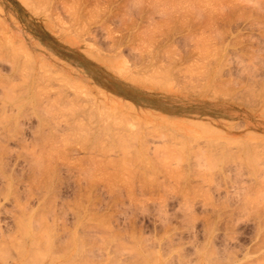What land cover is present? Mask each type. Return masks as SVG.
Listing matches in <instances>:
<instances>
[{
  "label": "rangeland",
  "instance_id": "rangeland-1",
  "mask_svg": "<svg viewBox=\"0 0 264 264\" xmlns=\"http://www.w3.org/2000/svg\"><path fill=\"white\" fill-rule=\"evenodd\" d=\"M22 1L0 0V35L4 37L6 33V39L9 42L12 39V45L7 41L9 46L15 47L14 43H20L16 44V51H23L18 49L19 45H23L28 50H25L27 53L31 52L26 56L21 52L19 58L17 56L19 62L22 63L24 57L30 66L33 62L36 66H33V70V67L30 69L27 66L26 70L23 69L30 76L27 78L28 76H24L23 66L20 71H16L8 60H0V245L3 246L0 248V264H32L29 254L23 255L19 250L15 251L18 248L16 243H12L17 238L22 239L23 232L21 235V230L17 233L21 216L27 220L29 218L27 223L32 224L34 231L50 230V234H55L51 237L53 240L56 238L51 251L53 256L48 255L47 259L43 258L37 264H60L61 261L64 264L57 256L60 257V250L63 251L72 244L71 249L75 250L71 251V255L75 258L77 256L76 260L86 257L92 264H139L143 260V263L150 264L147 262H152L153 259L155 261L152 263L158 262L157 264L264 263L259 260H264V9H261L264 8V0H219V3L215 0H207L209 3L201 0L200 4H196V1L193 4V0H48V3L45 0L49 5L44 0H26L32 7L35 4L33 10H30L32 7L28 4L27 7L25 0ZM36 2L37 5L43 3L46 6L41 5L40 8L39 5L36 6ZM211 2L214 3L213 6ZM220 4V9L225 14L218 9ZM43 7L45 8L42 9ZM2 37V43L9 47ZM7 47L5 48L8 49ZM10 48L11 51L14 50ZM8 51L5 52L11 54ZM3 53L2 55L6 54ZM97 55L106 61L98 59L100 57ZM17 59L14 61L16 64ZM199 62L202 64H198ZM187 63L191 66L188 69H193L192 73L186 68ZM203 66L205 67L202 68ZM86 67H93V77L88 74ZM117 68L120 70L119 75L115 71ZM198 69L203 72L201 75L200 71L197 72ZM205 73L207 74L204 75ZM149 74H153V77ZM157 75H164L159 78L160 87L158 82H152ZM134 76L140 77L143 82H134ZM21 78L24 81L29 79L27 84ZM69 78L72 83H69ZM148 79L149 82L146 83ZM105 82L110 85L118 82L134 90L141 101L117 94L104 86ZM35 83L43 88L36 87ZM25 87H28L26 91ZM98 87L108 93L106 98ZM35 88H38L39 94L34 91ZM215 88L218 89L216 92ZM46 89L50 95L46 94ZM61 89L67 91L65 94L61 91L62 98L68 92L72 94L75 89L78 91L75 90L77 93H74L77 101L84 103V107L88 106L90 110L89 112L84 108L88 111L84 114L87 115V121L82 112L79 115L83 116L81 122L77 121L79 116L76 115L82 108L78 107L80 110L72 115L73 105L64 104L68 100L62 103V98L61 102L55 99L59 95L54 93ZM41 92L44 94H40ZM33 94L37 95L36 99L32 97ZM40 95L42 102H39ZM12 96L16 98L12 99ZM49 96L56 101L51 97L53 100L47 99ZM99 99L103 101L99 102ZM129 101L137 107L134 109ZM57 103L60 110H57ZM91 103L94 105L90 107ZM82 104L79 106L82 107ZM90 108L94 110L92 119L89 115ZM84 109L81 111H85ZM97 110L105 115L99 112L102 115L100 117ZM116 110L121 113L118 114L120 117L123 115V119L129 120L128 124L119 117L117 119L124 122L122 124L117 121ZM108 111L115 113L110 115ZM125 112L130 113V117L137 121L130 120ZM70 115L72 117H68ZM105 116L106 121L114 123L115 131H108L111 138L109 135L106 137L107 128L102 125L105 124L102 121ZM73 118L77 119L73 121ZM88 122L91 124L87 126ZM77 123L79 131L72 128L77 127ZM136 123L140 124V128L138 125L139 129L135 131L133 128L137 129ZM85 125L89 127L87 130L90 129L88 133L81 127L85 128ZM101 126L104 128L101 129ZM155 126L156 130L158 127L163 130H157L160 132L157 133L153 130ZM118 130L123 133L117 136ZM148 130L156 132L155 135L150 131L148 133ZM170 133L179 134L176 137L173 135L178 140L172 141ZM99 135L103 143H100V138H96ZM64 136L68 138L65 139ZM71 138L72 141L68 144ZM179 138L188 144L183 146V150ZM98 140L100 141L96 143ZM52 142L58 152L52 147ZM104 144L106 145L103 146ZM95 145L107 147L108 151L107 148L106 151L97 146L95 148ZM91 146L94 147L92 150L88 148ZM168 146H171V153L165 151H169L166 149ZM177 148L181 151L176 150ZM126 149H130L129 154ZM158 149L165 150L160 153ZM52 151L54 152L51 154ZM168 154L176 157H169ZM40 155L44 157L41 159ZM92 157L96 160L91 161ZM32 158H36L35 164ZM108 158L110 161L106 160ZM208 160L210 161L206 162ZM125 161L129 162L130 167L133 166L130 168ZM119 163L124 165L121 167ZM164 163H168V166ZM129 178L132 180H128ZM72 236L74 242L62 245L68 237L72 239ZM79 237L82 240L79 239L81 242L78 245ZM6 239L16 248L12 249L13 246L7 244V249L4 245ZM67 245L69 246L66 247ZM63 247L65 248L61 249ZM83 250L87 255L82 253ZM153 252L155 255H151ZM51 260L58 262L51 263Z\"/></svg>",
  "mask_w": 264,
  "mask_h": 264
},
{
  "label": "bare ground",
  "instance_id": "bare-ground-1",
  "mask_svg": "<svg viewBox=\"0 0 264 264\" xmlns=\"http://www.w3.org/2000/svg\"><path fill=\"white\" fill-rule=\"evenodd\" d=\"M21 1H22V0H21ZM29 1L31 2V0H29ZM36 1H37V0H36ZM44 1H45V0H44ZM44 1H43V2H44ZM141 1H143V0H141ZM150 1H151V0H150ZM164 1H166V0H164ZM170 1H171V0H170ZM195 1H196V2H195ZM205 1H207V0H204V2H205ZM211 1H214V0H211ZM215 1L219 3V0H215ZM234 1L236 2V0H234ZM259 1H260V0H259ZM262 1H263V0H262ZM22 2H23V1H22ZM38 2H39V1H38ZM147 2H148V1H147ZM162 2H163V1H162ZM194 2H195L196 4H197V2H199L198 4H200V3L203 2V0H202V2H201V0H193L192 3L195 4ZM209 2H210V1H207V3H209ZM216 2H215V3H216ZM221 2H223V1H221ZM24 3H25L26 5L28 4L26 0H25ZM34 3H35V1L32 2L31 4H34ZM39 3H40V2H39ZM47 3H48V0H47ZM47 3H46V1H45V4H47ZM49 3H50V2H49ZM140 3H141V2H140ZM163 3H164V2H163ZM192 3H191V5H193ZM205 3H206V2H205ZM223 3H224V2H223ZM223 3H222V5H223ZM25 4H24V5H25ZM42 4H43V3H42ZM42 4H41V5H42ZM45 4L42 5V6H46ZM211 4H212V2H211ZM213 4H214V3H213ZM213 4H212V6H213ZM259 4H260V3H259ZM28 5H29V4H28ZM28 5H27V7L30 6V5H29V6H28ZM38 5H39V4H38ZM38 5H37V2H36V6H38ZM41 5H39L40 8H41ZM47 5H49V4H47ZM132 5H133V4H132ZM222 5L220 4V5L218 6V7H219L218 9H220V6H222ZM34 6H35V4L33 5V7L30 6V7H32V8H30V10H33V9H34ZM133 6H134V5H133ZM141 6H142V4H141ZM148 6H150V5H148ZM165 6H166V5H165ZM167 6H168V5H167ZM235 6H236V5H235ZM67 7H68V6H67ZM190 7H191V6H190ZM193 7H194V5H193ZM258 7H260V6H258ZM36 8L38 9V7H35V9H36ZM44 8H45V7H43L42 9H44ZM48 8H51V7L48 6ZM164 8H165V7H164ZM195 8H197V6H196ZM145 9H146V8H145ZM166 9L168 10V8H166ZM212 9H213V7H212ZM221 9H222V8H221ZM221 9H220V10H221ZM254 9H255V8H254ZM261 9H264V8H261ZM39 10H40V9H39ZM49 10H50V9H49ZM162 10H163V9H162ZM256 10H257V9H256ZM256 10H255V11H256ZM35 11L37 12L38 10H35ZM41 11H42V10H41ZM43 11H44V10H43ZM47 11H48V10H47ZM165 11H166V10H165ZM176 11L179 12L178 10H176ZM176 11H175V13H177ZM263 11H264V10H263ZM38 12H40V11H38ZM260 12H261V11H260ZM163 13H164V11H163ZM167 13H168V12H167ZM221 13H224V11L221 10ZM38 14H39V13H38ZM43 14H47V13H43ZM49 14H50V13H49ZM213 14H214V12H213ZM224 14H225V13H224ZM50 15H51V14H50ZM148 15H149V14H148ZM150 15H151V14H150ZM51 17H52V16H51ZM47 18H49V17L47 16ZM181 18H182V17H181ZM49 19H50V18H49ZM213 19H214V18H213ZM149 20H150V19H149ZM182 20H183V19H182ZM150 21H151V20H150ZM169 22H170V20H169ZM169 22H168V25H169ZM165 23H166V22H165ZM158 24H160V23H158ZM158 24L156 23V25H158ZM211 24H212V23H211ZM166 25H167V24H166ZM151 27H152V29H155V28H153V26H151ZM156 27H157V26H156ZM159 27H160V26H159ZM162 27H163V26H162ZM211 27H212V25H211ZM149 28H150V27H149ZM169 28H170V27H169ZM213 28H214V27H213ZM160 29H161V27H160ZM145 30H146V29H145ZM216 30H217V29H216ZM217 31H218V30H217ZM162 32H163V31H162ZM2 33H3V31H2ZM4 33H5V32H4ZM4 33H3V34H4ZM152 33H153V32H152ZM156 33H159V32H156ZM140 34H141V32H140ZM142 34H143V36L146 35V34H144V33H142ZM142 34H141V35H142ZM162 34H163V33H162ZM163 35H164V34H163ZM216 35H217V34H216ZM3 36H4V37H2V36L0 35V37H2V40L5 39V41L7 42L9 39H6V38H7V37H6V33H5ZM146 36H147V35H146ZM149 36H150V35H149ZM0 41H1V39H0ZM3 41H4V40H3ZM11 41H12V39H11ZM11 41H10V42L8 41V42L11 44V43L13 42V41H12V42H11ZM219 41H220V40H219ZM8 42H7V44H8ZM14 42H16V41L14 40ZM20 42H21V41H20ZM214 42H215V39H214ZM0 43L5 45V43H2V41H1ZM21 43H22V42H21ZM1 44H0V45H1ZM14 44H15V45H14L15 47L11 46L12 44H11L10 46H9V44H8L9 47H7V46L5 45V47H7L8 49H6V48L4 47V45H1V46H3V47L0 46V50L2 49V51H0V60H1V59H2V60H3V59H4V60H8V62L11 64V67H12V68L15 67V69L13 68V70H16V71H20L21 68H22V66H23L22 70H23V69L26 70L27 67L31 69V68L34 66V65H33L34 62L31 63V66H30V65L27 63V60L24 59L23 55L21 56V57H23V60H21L22 63L19 62V61H20L19 59H17V56H18V55H21L22 53H23L24 55H25V54L28 55V54L31 53V52L29 51V53H27L28 50H27L26 47H24L23 45H19V46H22V48L18 46V49H22L23 51H21V50H20V51H19V50L16 51V50H17V48H16V44H20V43H14ZM43 44H45V43H43ZM170 44H171V43H170ZM45 46H46V45H45ZM48 46L50 47V45H48ZM10 47H12L13 49L16 48V50H15V49L13 50V51H16V53L14 52L15 54L12 53L13 51H11L12 49H11ZM46 47H47V46H46ZM49 47H47V48H49ZM171 47H172V46H171ZM196 49H197V48H196ZM6 50H7V51L10 50V51H8V52H10L11 54L8 55L7 52H5ZM25 50H26L27 52H26ZM171 50H172V49H171ZM3 51H4V53H3ZM218 51H219V50H218ZM1 52H2L3 54L6 53L7 56H6V54H5V55H2ZM18 52H20V53H18ZM21 52H22V53H21ZM85 52H86V51H85ZM198 52H199V51H198ZM203 52H204V51H203ZM94 53H95V52H94ZM196 53H197V52H196ZM12 54H13V55H12ZM16 54H17V55H16ZM96 54H97V53H95V55H96ZM200 54H202V53H200ZM1 55H2V56H1ZM26 55H25V56H26ZM29 55H30V54H29ZM215 55H216V54H215ZM9 56H10V57L12 56V57H11L12 59L9 58ZM176 56H177V55H176ZM202 56H204V55H202ZM5 57H6L7 59H6ZM21 57H20V59H22ZM32 57H33V56H32ZM97 57H100V58H98V59H101V60L104 59L103 57L98 56V55H97ZM193 57H194V56H193ZM213 57H214V56H213ZM15 58L18 60V61H17V64H16V62H14V61L16 60ZM18 58H19V56H18ZM197 58H198V57H197ZM215 58H216V57H215ZM215 58H214V59H215ZM239 58H240V57H239ZM13 59H15V60H13ZM98 59H97V60H98ZM193 59H194V58H193ZM199 59H200V58H199ZM203 59H205V57H204ZM258 59H259V58H258ZM12 60H13V63H12ZM41 60H42V59H41ZM101 60H99V61H101ZM104 60H105V59H104ZM194 60H195V59H194ZM29 61H30V60H29ZM45 61H46V60H45ZM72 61H75V62H76L75 59H73ZM105 61H106V60H105ZM202 61H203V60H202ZM23 62H24V63H23ZM107 62L110 63V61H107ZM192 62H193V60H192ZM194 62H196V61H194ZM227 62H228V60H227ZM26 63H27L30 67H29L28 65H25ZM44 63H45V62H44ZM46 63H47V62H46ZM190 63H191V62H190ZM204 63H206V62H204ZM223 63H224V62H223ZM228 63H229V62H228ZM12 64H16V65H12ZM21 64H22V65H21ZM198 64L201 65L202 62H201V63L199 62ZM20 65H21V66H20ZM24 65H25V67H24ZM39 65H40V64H39ZM185 65H187V67H186L187 69H188V67L190 66V65L188 66V63L185 64ZM200 65H199V67H200ZM204 65H206V64H204ZM262 65H263V64H262ZM26 66H27V67H26ZM48 66H49V65H48ZM50 66H51V65H50ZM113 66H114V65H113ZM253 66H254V65H253ZM34 67H36V66H34ZM34 67H33L31 70H33ZM41 67H42V66H41ZM114 67H115V66H114ZM190 67H191V66H190ZM192 67H193V66H192ZM196 67H198L197 64H196ZM204 67H205V66H203L202 68H204ZM219 67H220V66H219ZM46 68H47V66H46ZM50 68H51V67H50ZM92 68H93V67H91V69H90V67H86V70H87L88 74L91 75V77L94 76V72L92 71ZM107 68H108V67H107ZM111 68H112V66H111ZM115 68H116V67H115ZM194 68H195V67H194ZM206 68H207V67H206ZM253 68H254V67H253ZM255 68H256V67H255ZM108 69H109V68H108ZM112 69H114V68H112ZM112 69H110V70H112ZM119 69H120V68H119ZM123 69H124V68H123ZM191 69H192V68H191ZM207 69H209V67H208ZM25 70H23V73H24L25 75H24V74H22V75H24V76H26V77L28 76L27 78H30L29 74H28ZM49 70H50V69H49ZM126 70H127V69H126ZM188 70L191 71V73H192V70H193V69H192V70L188 69ZM47 71H48V70H47ZM47 71H46V72H47ZM115 71L117 72V71H118V68H117V70H115ZM119 71H120V70H119ZM119 71L117 72L118 75H119ZM184 71L187 72L186 70H184ZM189 71H188V73H190ZM199 71H200V70L198 69L197 72H199ZM202 71H204V69H203ZM206 71H207V70H206ZM127 72H128V71H127ZM153 72H156V71H154V69H153ZM168 72H169V71H168ZM204 72H205V71H204ZM220 72H221V71H220ZM220 72H219V73H220ZM246 72H247V71H246ZM252 72H253V71H252ZM0 73H1V72H0ZM18 73H19V72H18ZM26 73H27V75H26ZM30 73H31V72H30ZM35 73H36V72H35ZM44 73H45V72H44ZM114 73H115V72H114ZM158 73H159V72H158ZM195 73H196V72H195ZM201 73H203V72L200 71V75H201ZM161 74H162V73H161ZM166 74H167V73H166ZM206 74H207V73H205L204 75H206ZM217 74H218V73H217ZM17 75H19V74H17ZM30 75H31V74H30ZM149 75H150V74H149ZM152 75H153V74H152ZM152 75H150V76L153 77ZM190 75H191V74H190ZM194 75H195V74H194ZM202 75H203V74H202ZM24 76H22V77H24ZM131 76H132V75H131ZM163 76H164V75H161V76L157 75L156 77H154V78H156L157 80L154 79V78H153V79L151 78V79H152V82H153V81L156 82V83L158 82L157 84L159 85V82H160V80H161V79H159V78H161V77H163ZM196 76H197V73H196ZM6 77H7V76H6ZM37 77H40V75L37 74ZM42 77H43V76H42ZM128 77H129V76H128ZM134 77H135V76H134ZM134 77H133V78H134ZM147 77H148V76H147ZM191 77H192V76H191ZM206 77H207V76H206ZM219 77H220V74H219ZM224 77H225V76H224ZM24 78H25V77H24ZM48 78H49V77H48ZM139 78H140V77H139ZM139 78H138V77H135V79H136L135 81L132 79V77H131L130 79H132L134 82H136V81L138 80L137 82H141V83H142L143 81H141V78H140V79H139ZM199 78H200V77H199ZM21 79H22V81H23L25 84H27V82H28L27 80H29V79H25V81H24L23 78H21ZM49 79H50V78H49ZM151 79H150V80H151ZM194 79H195V78H194ZM196 79H197V77H196ZM205 79H206V78H205ZM220 79H221V78H220ZM230 79H232V78H230ZM11 80H12V79H11ZM11 80H10V81H11ZM34 80H35V77H34ZM50 80H51V79H50ZM68 80H69V83H72V82H70V81H71L70 78H69ZM26 81H27V82H26ZM38 81H39V79H38ZM74 81H75V80H74ZM133 81H132V82H133ZM192 81H193V80H192ZM197 81H198V80H197ZM197 81H196V83H197ZM230 81H231V80H230ZM230 81H229V82H230ZM75 82H76V81H75ZM78 82H80V81H78ZM148 82H149V79L146 80V83H148ZM154 82H153V83H154ZM189 82H191V81H190V78H189ZM102 83H103V82H102ZM105 83H106V82H105ZM201 83H202V82H201ZM14 84H15V82H14ZM35 84H36V83H35ZM82 84H83V82H82ZM154 84H155V83H154ZM160 84H161V82H160ZM166 84H167V83H166ZM166 84H165V85H166ZM184 84H185V82H184ZM212 84H213V83H212ZM76 85H77V83H76ZM152 85H153V84H152ZM192 85H193V83H192ZM1 86H2V85H1ZM37 86L42 87L41 85H37V84H36V87H37ZM77 86L79 87V85H77ZM104 86H106V87L109 88V89H113L117 94L130 96L131 98H135V100H136L137 102H140V101H141V100L139 99V96L135 93L134 90H132V89H128V88L124 87L123 85H121V84L118 83V82H115V83H113L112 85H110L109 83H106V84H104ZM155 86H156V85H155ZM196 86H199V85H196ZM201 86H204V85L202 84ZM201 86H200V88H201ZM220 86H221V85H220ZM225 86H226V85H225ZM62 87H63V86H62ZM80 87H82V86L80 85ZM156 87H157V86H156ZM159 87H160V85H159ZM163 87H164V86H163ZM180 87H181V86H180ZM214 87H215V86H214ZM15 88H16V87H15ZM26 88L28 89V87H25V89H24L25 91H26ZM33 88H34V87H33ZM42 88H43V87H42ZM42 88H41V90H43ZM58 88H60V86H59ZM63 88H65V87H63ZM83 88H84V86H83ZM193 88H194V87H193ZM200 88H199V89H200ZM76 89H77V87H76ZM76 89H75V90H76ZM99 89L105 94V95H104V94H102V95L105 96V98H106V96H108V93H107L106 91H104L105 89H102V88L98 87V90H99ZM189 89H190V88H189ZM196 89H197V88H196ZM212 89H213V88H212ZM254 89H255V88H254ZM263 89H264V88H263ZM33 90H34V89H33ZM46 90H48V89H46ZM75 90H74V93H75ZM77 90H78V89H77ZM77 90H76V91H77ZM88 90H89V88H88ZM88 90H86V91L88 92ZM100 90H99V91H100ZM216 90H218V89L215 88V92H216ZM236 90H237V89H236ZM7 91H9V90H7ZM12 91H13V90H12ZM34 91H35L36 93L40 92V91H38V88H37V89L35 88ZM37 91H38V92H37ZM43 91H45V90H43ZM61 91H64V92H63L64 94H65V92L67 93V91H65V89H64V90L61 89V90H59V91H56V93L58 92L57 94L54 93L56 96L59 95V97L57 96L58 98L55 97V99L58 100L59 102H61V98H62V96H63V95H61V94H63ZM99 91H98V93H100ZM213 91H214V90H213ZM220 91H221V90H220ZM9 92H10V91H9ZM15 92H16V91H15ZM27 92H28V91H27ZM46 92H47V91H46ZM77 92H78V91H77ZM77 92H76V93H77ZM102 92H101V93H102ZM12 93H13V92H12ZM12 93H11V94H12ZM16 93H17V92H16ZM25 93H26V92H25ZM48 93H50L49 90H48V92H47L46 94H48ZM74 93L72 92V94H73V95H72L71 93L68 92V94H69V95L71 94V95L69 96L68 94H66V95H64V97L62 98V103L65 102V100H68L67 103H64V104H68V105L70 104V105H73L72 107H73V109H74L75 111H74V110H73V111L70 110V111L72 112V113H71L72 115L75 114V113H77V112L80 110L79 108H82L81 110H83L84 108H87V107H88V106L84 107V106H85L84 103L82 104L79 100L77 101V98L75 97V96H76V95H75L76 93H75V94H74ZM249 93H250V92H249ZM14 94H15V93H14ZM26 94H27V93H26ZM38 94H39V93H38ZM40 94H44V93L41 92ZM219 94H220V93H219ZM225 94H226V93H225ZM27 95H28V94H27ZM33 95H34V94H33ZM35 95H36V94H35ZM35 95L32 96V97H35ZM48 95H50V94H48ZM77 95H78V94H77ZM109 95H111V94L109 93ZM223 95H224V94H223ZM227 95H228V94H227ZM15 96L18 97V94H16ZM36 96H37V95H36ZM52 96H53V94H52ZM65 96H66V97H65ZM67 96H68V97H67ZM259 96H260V95H259ZM13 97H14V96H12V99H15V98H16V97H14V98H13ZM39 97L41 98V95H40ZM50 97H51V96H49V98L47 97V99H50V100H53V99H54V97H51V98H53V99H51ZM89 97H90V95H89ZM93 97H95V96L93 95ZM224 97H225V95H224ZM261 97H262V96H261ZM26 98H27V97H26ZM40 98H38V99H40ZM65 98H67V99H65ZM17 99H19V98H17ZM33 99H34V98H33ZM35 99H36V97H35ZM35 99H34V101L37 102V100H35ZM42 99H43V98H41V101H39V102H42ZM45 99H46V98H45ZM55 99H54V101H56ZM94 99H95V98H94ZM94 99H93V101H94ZM254 99H255V98H254ZM70 100H71V101H70ZM90 100H91V99H90ZM90 100H89V101H90ZM109 100H110V99H109ZM12 101H13V100H12ZM46 101H48V100H46ZM54 101H53V102H54ZM75 101L78 102V103L80 102V104H77ZM100 101H101V99H99V102H100ZM102 101H103V100H102ZM102 101H101V102H102ZM111 101H112V99H111ZM111 101H109L110 104H111ZM18 102H21V101L18 100ZM59 102H58V103H59ZM84 102H85V101H84ZM94 102H95V101H94ZM94 102H93V103H94ZM112 102H113V101H112ZM21 103H22V102H21ZM55 103H56V102H55ZM58 103H57V110H60L61 108L58 109V106L60 107V105H58ZM87 103H88V102H87ZM113 103L116 104L115 102H113ZM129 103H130V101H129ZM37 104H39V103H37ZM43 104H44V103H43ZM81 104L83 105L82 107L79 106V105H81ZM85 104H86V103H85ZM91 104H92V103H91ZM94 104H95V103H94ZM94 104L90 105V107L93 106ZM97 104H98V103H97ZM101 104H102V103H101ZM45 105H48V104H45ZM86 105H87V104H86ZM129 105H131L133 108H134V107H135V108L137 107L133 102H131ZM65 106H66V105H64V107H65ZM95 106H97V105H95ZM102 106H103V104L101 105V108H103ZM125 106H126V105H125ZM42 107H43V105H42ZM44 107H46V106H44ZM69 107H71V106H69ZM75 107H76V108H75ZM78 107H79V108H78ZM106 107H107V106H106ZM121 107H123V106H121ZM40 108H41V107H40ZM40 108H39V109H40ZM54 108H55V107H54ZM77 108H78V109H77ZM88 108H89V107H88ZM88 108H87V110L90 112V110H89ZM96 108H97V107H96ZM133 108H132V111H133ZM135 108H134V109H135ZM17 109H18V108H17ZM46 109L48 110V108H46ZM46 109H45V112H46ZM90 109H91V114L89 113V115L91 116L90 119H92V118H93L92 116H94V113H93L94 110H92V108H90ZM94 109H95V108H94ZM107 109H108V108H107ZM115 109H116V108H115ZM81 110H80V113H77L78 115H76V117H78V116L81 114V112H82V115H84V114H86V113L88 112V111H86L85 109H84V110H85L86 112H85V111H81ZM95 110H96V109H95ZM50 111H51V110H50ZM97 111H98V110H97ZM113 111H114V110H113ZM116 111H117V114H116L117 116H115L116 119H117L118 117H119V118L124 117L123 115H122V117H120V115H118V114L120 113V112L118 113L119 110H116ZM122 111H123V110H122ZM134 111H135V110H134ZM139 111H140V110H139ZM161 111H164V110H161ZM161 111H158V112H160L162 115H164V113H162ZM56 112H57V111H56ZM99 112H100L101 114H103V116L105 115L104 112H102V111H98V114H99ZM105 112H106V111H105ZM108 112H110V111H108ZM61 113H62V112H61ZM68 113H69V111H68ZM113 113H115V112H112V114H113ZM125 113H126V112H125ZM11 114H12V113H11ZM40 114H41V113H40ZM52 114H53V111H52ZM62 114H64V112H63ZM69 114H70V113H69ZM112 114H111V112H110V115H112ZM120 114H121V113H120ZM126 114H127V113H126ZM126 114H125V116H126ZM129 114H130V113H128L127 115H129ZM72 115H70V116H68V117H72ZM9 116H10V115H9ZM58 116H60V115H58ZM61 116H62V115H61ZM85 116H87V115H84V118H85ZM99 116H100V114H99ZM107 116H108V115H107ZM15 117H16V116H15ZM74 117H75V115H74ZM81 117H83V116H79V118H78V119H80V120H78V119L76 118L77 121L81 122V119H82ZM97 117H98V115H97ZM100 117H102V115H101ZM100 117H99V118H100ZM112 117L114 118V116H112ZM129 117H130V115H129ZM135 117H136V116H135ZM135 117H134V118H135ZM16 118H17V117H16ZM84 118H83V120L86 119V121H87V118H85V119H84ZM95 118H96V117H95ZM95 118H94V119H95ZM99 118H98V120H99ZM105 118H106V116L103 117V119H102V121H105V124H102V123H100V122H99V123H100V125L102 124V125L105 126V128L108 129V130L105 129V133L107 132V133H106V134H107L106 137H107V136L109 135V132H108V131L110 130V131L114 132L115 129H114V127H113L114 123H113V122L106 121L107 118H106V120H105ZM125 118H127V117H125ZM167 118H168V117H167ZM76 119L73 118V121H75ZM88 119H89V117H88ZM90 119H89V120H90ZM94 119H93V121H94ZM122 119H123V118H122ZM131 119H132V118L130 117V120H131ZM173 119H174V118H173ZM13 120H14V119H13ZM57 120H58V119H57ZM65 120H66V119H65ZM71 120H72V119H71ZM83 120H82V121H83ZM89 120H88V121H89ZM95 120H96V119H95ZM100 120H101V119H100ZM114 120H115V119H114ZM123 120H125V119H123ZM123 120L121 121V119H120V120L117 119V121H120L122 124H123V122H124ZM135 120H136V119H135ZM135 120L132 119L133 122H134ZM164 120H167V119L164 118ZM58 121H59V120H58ZM58 121H56L57 124H58ZM112 121H113V120H112ZM115 121H116V120H115ZM125 121H126L127 124H128L129 120H125ZM132 121H131V122H132ZM136 121H137V120H136ZM138 121H139V123H140V120H138ZM144 121H145V120H144ZM161 121H162V120H161ZM168 121H169V119H168ZM168 121H165V123L168 122ZM41 122H42V120H41ZM41 122H40V123H41ZM61 122H63V121H61ZM96 122H97V120H96ZM131 122H130V124H132V125L135 124V123H131ZM142 122H143V121H142ZM169 122H170V121H169ZM169 122H168V124H170ZM15 123H16V121H15ZM46 123H47V122H46ZM59 123H60V121H59ZM92 123H93V122H92ZM99 123H98V124H99ZM103 123H104V122H103ZM139 123H138V124L136 123L137 125H136L135 127H137V129L133 128L135 131L138 130V129L140 128V124H139ZM190 123H192V122H190ZM195 123H197V121H196ZM198 123H199V122H198ZM200 123H201V122H200ZM202 123H203V122H202ZM66 124H68V123H66ZM79 124H80V125H83V123H79ZM89 124H91V123L88 122L87 126H88ZM118 124H119V122H118ZM150 124H151V123H150ZM150 124H148V125L151 126ZM168 124H167V126H169ZM44 125H45V124H44ZM46 125H48V124H46ZM52 125H53V124H52ZM68 125H69V124H68ZM68 125H66V126L68 127ZM115 125L118 126L117 124H115ZM124 125L126 126V124H124ZM138 125H139V128H138ZM152 125H154V123H153ZM165 125H166V124H165ZM170 125H172V124H170ZM175 125H176V124H175ZM53 126H54V125H53ZM56 126H57V125H56ZM71 126H72V123H71ZM85 126H86V125H85ZM87 126H86L85 128H84V126H81V127L85 130V129L87 128ZM96 126H97V125H96ZM96 126H95V127H96ZM145 126H146V125H145ZM202 126H203V125H202ZM17 127H18V126H17ZM57 127H58V126H57ZM78 127H79V125H78V123H77V127L74 126V127H72V128H73V129L76 128L75 130H76V131H79L80 128H78ZM97 127H99V126H97ZM97 127H96V129H97ZM133 127H134V126H133ZM142 127H143V126H141V128H142ZM156 127H157V126H155V129H153V130L156 131L157 133H160V132L163 130L162 127H160V128L162 129V130L160 129V130H161V131H160V130L158 129V128H159V127H158L157 130H159V131H160V132H159V131L156 130ZM210 127H212V126H210ZM69 128H70V127H69ZM72 128H70V129L72 130ZM88 128H89V127H88ZM88 128H87V129H88ZM103 128H104V127L101 126V129H103ZM150 128H151V127H150ZM153 128H154V127H153ZM205 128H206V127H205ZM212 128H213V127H212ZM17 129H18V128H17ZM55 129H56V127H55ZM87 129H86V130H87ZM98 129H99V128H98ZM119 129H120V128H119ZM121 129H122V128H121ZM143 129H144V128H143ZM206 129H207V128H206ZM36 130H37V129H36ZM56 130H57V129H56ZM75 130H74V131H75ZM81 130H82V129H81ZM86 130H85V131H86ZM89 130H90V129H89ZM89 130H87L86 133H88ZM93 130H95V128H94ZM141 130H142V129H141ZM144 130H145V129H144ZM153 130H152V131H153ZM207 130H208V129H207ZM209 130H210V129H209ZM209 130H208V131H209ZM72 131H73V130H72ZM76 131H75V132H76ZM82 131H83V130H82ZM91 131H92V128H91ZM98 131L101 132V130H98ZM118 131H119V130H118ZM121 131H122V130H120L119 132L116 131L117 136H118V134H122V133H123V132H121ZM126 131H127V129H126ZM126 131L124 132L125 134L128 132V131H127V132H126ZM142 131H143V130H142ZM149 131H150V130H148L147 132H148V133H150V132L152 133V131H150V132H149ZM173 131H174V130H173ZM218 131H219V130H218ZM70 132H71V131H70ZM80 132H81V131H80ZM137 132H139V131H137ZM156 132H154V133H156ZM216 132H217V130H216ZM37 133H38V132H37ZM68 133H69V132H68ZM82 133H83V132H82ZM102 133H103V132H102ZM102 133H101V134H102ZM110 133H111V132H110ZM154 133H152V134L155 135ZM217 133H218V132H217ZM220 133H221V132H220ZM70 134H71V133H69V135H70ZM75 134H76V133H75ZM78 134H79V133H78ZM94 134H96V133H94ZM97 134H98V132H97ZM99 134H100V133H99ZM101 134H100V135H101ZM113 134H115V133H113ZM116 134H115V135H116ZM125 134H124V135H125ZM170 134H171V133H170ZM47 135H49V134H47ZM71 135H72V134H71ZM76 135H77V134H76ZM76 135H73V136H76ZM85 135H86V134H85ZM85 135H84V136H85ZM100 135H99V137H96V138H98V139L100 138V139H101L102 137H100ZM124 135H121V136L124 137ZM127 135H128V133H127ZM139 135H140V134H139ZM142 135H143V134H142ZM149 135H151V134H149ZM157 135H158V134H157ZM157 135H156V136H157ZM161 135H162V133H161ZM171 135H172L171 137H173V135H175V133H173V134H171ZM176 135H177V134H176ZM176 135H175L174 137H176ZM178 135H179V134H178ZM178 135H177V136H178ZM185 135H186V134H185ZM197 135H198V134H197ZM50 136H51V135H50ZM52 136H53V135H52ZM65 136H67V135H65ZM65 136H64L63 138L67 139L68 137L66 138ZM73 136H72V137H73ZM80 136H81V135H80ZM87 136H89V135H87ZM87 136H86V137H87ZM97 136H98V135H97ZM109 136H110V138H111L112 135H109ZM109 136H108V137H109ZM119 136H120V135H119ZM156 136H154V137H156ZM159 136H160V134H159ZM162 136H163V135H162ZM164 136H165V135H164ZM167 136H168V135H167ZM186 136H187V135H186ZM86 137H83V138L85 139ZM93 137H94V136H92V138H93ZM127 137H128V136H127ZM137 137H138V136H137ZM171 137H170V138H171ZM174 137H173V140L171 139L172 141H174V140H178V139H176V138L174 139ZM179 137H182V138H183V136H179ZM189 137H191V136H189ZM74 138H75V137H74ZM80 138H82V137H80ZM83 138H82V139H83ZM96 138H95V139H96ZM116 138H117V137H116ZM124 138H126V136H125ZM139 138H140V137H138V139H139ZM151 138H152V137H151ZM165 138H166V137H165ZM168 138H169V137H168ZM177 138H178V137H177ZM195 138H196V139H199L200 137H199V138L195 137ZM48 139H50V138L48 137ZM90 139H91V137H90ZM117 139H118V138H117ZM119 139H120V137H119ZM142 139H143V138H142ZM161 139H162V137H161ZM161 139H160V140H161ZM179 139H180V138H179ZM184 139H186V138H184ZM189 139H190V138H189ZM193 139H194V138L192 137V140H193ZM210 139H211V138H210ZM43 140H44V139H43ZM52 140H53V139H52ZM52 140H51V141H52ZM69 140H70V141L68 142V144L72 141V138L69 139ZM87 140H88V139H87ZM91 140H92V139H91ZM91 140H90L89 142H90V144L92 145L91 142H93V140H92V141H91ZM112 140H113V138L111 139V141H112ZM124 140H125V139H124ZM126 140H127V139H126ZM168 140H170V139H168ZM180 140H181V139H180ZM180 140H179V141H180ZM41 141H42V140H41ZM54 141L57 142V140H54ZM65 141H66V140H65ZM99 141H100V140H98L96 143H98ZM102 141H103V139H101V142H100V143H103V142H104V141H103V142H102ZM109 141H110V140H109ZM127 141H129V139H128ZM179 141H178V142H179ZM181 141H182V142H181V145H182V148H181V149L183 150V146H186V145H188V144L184 143L183 140H181ZM218 141H219V140H218ZM221 141H222V140H221ZM230 141H231V140H230ZM245 141H246V140H245ZM43 142H44V141H43ZM43 142H41V143H43ZM58 142H60V141H58ZM58 142H57V143H58ZM62 142H63V141H62ZM86 142H87V141H86ZM94 142H95V141H94ZM116 142H120V141L116 140ZM121 142H122V140H121ZM168 142H169V141H168ZM176 142H177V141H176ZM185 142H188V141L185 140ZM36 143H37V142H36ZM45 143H46V142H45ZM65 143H66V142H65ZM65 143H64V145H65ZM96 143H95V144H96ZM100 143H99V144H100ZM109 143H110V142H109ZM112 143L114 144V140H113ZM129 143H131V142L129 141ZM135 143H136V142H135ZM169 143H170V142H169ZM172 143H173V142H172ZM172 143H170V144H172ZM183 143H184V145H183ZM192 143H193V142H192ZM51 144L53 145L54 143L52 142ZM68 144H67V146H68ZM99 144H97V145L99 146ZM117 144H118V143H117ZM119 144H120V143H119ZM140 144H141V143H140ZM170 144H169V145H170ZM175 144H176V143H175ZM185 144H186V145H185ZM199 144H200V143H199ZM54 145H55V144H54ZM54 145L52 146L53 148H54ZM86 145H87V144H86ZM97 145H95L94 147L96 148ZM100 145H101V144H100ZM105 145H106V144H104L103 146H105ZM121 145H123V143H122ZM127 145H128V144H127ZM148 145H149V144H148ZM189 145H190V143H189ZM197 145H198V144H197ZM211 145H212V144H211ZM57 146H60V145H57ZM57 146H55V147H57ZM98 146H97V147H98ZM123 146H124V145H123ZM123 146H122V147H123ZM164 146H165V145H164ZM177 146H178V145H177ZM208 146H209V144H208ZM35 147H36V146H35ZM35 147H32V148H35ZM60 147H61V146H60ZM94 147L91 146V147H88V148L91 149V148H94ZM148 147H149V146H148ZM148 147H147V148H148ZM159 147H160V146H159ZM173 147H174V145H173ZM53 148H50V149H53ZM58 148H59V147H58ZM98 148H100V150H102V149L105 150L107 147H105V148H103V147H102V148H101V147H98ZM98 148H97V152H98ZM114 148H116V147H114ZM125 148H126V147H125ZM125 148H124V149H125ZM131 148H132V146H131ZM131 148H130V149H131ZM144 148H145V147H144ZM147 148H146V149H147ZM157 148H158V147H157ZM179 148H180V146H179ZM197 148H198V147H197ZM208 148H209V147H208ZM220 148H221V147H220ZM226 148H227V147H226ZM54 149H55V148H54ZM130 149H126V150L128 151V154L130 153V152H129ZM133 149H134V148H133ZM149 149H151V148H149ZM166 149H169V151H167V150H165V149H162V150L158 149V151L160 150L159 152L162 153L161 151L165 150L167 153H171V152H170V150L172 151L171 146H170V148H169V146H168V148H166ZM209 149H211V148H209ZM221 149H223V148H221ZM239 149H240V148H239ZM48 150H49V149H48ZM55 150H56V152H58L57 149H55ZM65 150H66V148H65ZM65 150H64V151H65ZM91 150H92V149H91ZM126 150H125V152L127 153ZM138 150H139V149H138ZM140 150H141V149H140ZM176 150H178V148H177ZM176 150H175L174 152L178 155V152H177ZM198 150H199V149H198ZM198 150H196V151H198ZM212 150H215V149H212ZM226 150H227V149H226ZM29 151H30V150H28V152H29ZM34 151H35V150H34ZM93 151H94V149H93ZM105 151H106V150H105ZM107 151H108V148H107ZM115 151H116V150H115ZM146 151H147V150H146ZM155 151H156V150H154V152H155ZM158 151H156V153H158ZM165 151H164V152H165ZM178 151H179V150H178ZM180 151H181V150H180ZM180 151H179V152H180ZM28 152L26 151V153H28ZM53 152H54V151H52L51 154H52ZM56 152H55V153H56ZM91 152H92V151H91ZM103 152H104V151H103ZM121 152H122V151H120V153H121ZM123 152H124V151H123ZM125 152H124V153H125ZM131 152H132V151H131ZM141 152H143V151H141ZM166 152H165V153H166ZM182 152H183V151H182ZM198 152H199V151H198ZM246 152H247V151H246ZM32 153H33V152H32ZM48 153H49V152H48ZM92 153H93V152H92ZM94 153H95V152H94ZM98 153H100V152H98ZM101 153H102V152H101ZM107 153H108V152H107ZM132 153H133V152H132ZM147 153H148V152H147ZM194 153H195V152H194ZM199 153H200V152H199ZM212 153H213V152H212ZM226 153H227V152H226ZM63 154H64V153H63ZM88 154H89V153H88ZM104 154H105V153H104ZM104 154H103V155H104ZM134 154H135V152H134ZM145 154H146V153H145ZM148 154H150V153H148ZM158 154H159V153H158ZM173 154H174V153H173ZM173 154H172V155H173ZM203 154H204V153H203ZM25 155H27V154H25ZM29 155H30V154H29ZM49 155H50V154H49ZM132 155H133V154H132ZM135 155H136V154H135ZM162 155H164V154H162ZM162 155H160V156H162ZM168 155H170L169 157H176V156H174V155L172 156L171 154H168ZM180 155H181V154H180ZM200 155H201V154H200ZM30 156H32V155H30ZM33 156H34V154H33ZM104 156H107V155L105 154ZM129 156H130V155H129ZM136 156H137V155H136ZM144 156H145V155H144ZM144 156H143V157H144ZM160 156H159V157H160ZM181 156H182V155H181ZM202 156H204V155H202ZM220 156H221V155H220ZM223 156H224V155H223ZM42 157H44V156L40 155V158H41V159H42ZM58 157H59V156H58ZM134 157H135V156H134ZM197 157H199V156H197ZM200 157H201V156H200ZM60 158H61V157H60ZM93 158H94V157H92L91 161H93V160L95 161V160H96V159H93ZM104 158H105V157H104ZM139 158H140V157H139ZM195 158H196V157H195ZM202 158H203V157H202ZM220 158H221V157H220ZM30 159H31V158H30ZM32 159H34V158H32ZM35 159H36V158H35ZM35 159H34V161H33L34 164H35ZM99 159H100V158H99ZM109 159H110V158H108V159H106V160H109ZM128 159H129V158H128ZM144 159H145V161H147L146 157H145ZM161 159H163V156L161 157ZM164 159H165V158H164ZM181 159H182V158H181ZM199 159H200V158H199ZM203 159H204V158H203ZM234 159H235V158H234ZM97 160H98V159H97ZM100 160H101V159H100ZM125 160H126V159H125ZM129 160H130V159H129ZM139 160H140V159H139ZM139 160H138V161H139ZM158 160H159V159H158ZM158 160H157V161H158ZM175 160H176V158H175ZM177 160H178V159H177ZM197 160H198V159H197ZM38 161H40V160H38ZM38 161H37V162H38ZM109 161H110V160H109ZM111 161H112V159H111ZM113 161H114V160H113ZM119 161H120V160H119ZM122 161H123V160H122ZM122 161H121V162H122ZM143 161H144V160H143ZM199 161H200V160H199ZM209 161H210V160H208V161H206V162H209ZM233 161H234V160H233ZM251 161H252V160H251ZM255 161H256V160H255ZM31 162H32V161H31ZM33 162H32V163H33ZM43 162H44V161H43ZM45 162H46V161H45ZM78 162H79V161H78ZM125 162H127V161H125ZM125 162H124V163H125ZM158 162H159V161H158ZM176 162H177V161H176ZM197 162H198V161H197ZM88 163L90 164L91 162H88ZM97 163H99V162H97ZM107 163L110 164V162H107ZM124 163H119V164H121L120 166L122 167V165H124ZM127 163H128V165H129V162H127ZM133 163H134V162H133ZM136 163H137V162H136ZM198 163H199V162H198ZM94 164H95V162H94ZM94 164H93V165H94ZM100 164H101V163H100ZM125 164H126V163H125ZM131 164H132V163H131ZM145 164H146V163H145ZM165 164H166V163H164V165H165ZM176 164H177V163H176ZM207 164H208V163H207ZM235 164H236V163H235ZM258 164H259V163H258ZM126 165H127V164H126ZM126 165H125V166H126ZM88 166H89V165H88ZM111 166H112V165H111ZM132 166H133V165H131V167H132ZM165 166H168V163H167ZM194 166H195V165H194ZM204 166H205V165H204ZM126 167H127V166H126ZM129 167H130V165H129ZM131 167H130V168H131ZM137 167H138V166H137ZM163 167H164V166H163ZM163 167H162V168H163ZM175 167H178V168H179V166H175ZM199 167H200V165H199ZM212 167H213V166H212ZM81 168H82V167H81ZM165 168H166V167H165ZM167 168H168V167H167ZM209 168H211V167H209ZM209 168H207V169H209ZM94 169H95V168H94ZM122 169H123V168H122ZM132 169H133V168H132ZM205 169H206V168H205ZM205 169H204V170H205ZM213 169H215V168H213ZM220 169H221V168H220ZM176 170H178V169H176ZM192 170H194V167H193ZM195 170H196V169H195ZM209 170H211V169H209ZM99 171H101V169H100ZM115 171H116V170H115ZM128 171H129V170H128ZM131 171H132V170H131ZM144 171H145V170H144ZM202 171H203V170H202ZM206 171H207V170H206ZM90 172H91V171H90ZM101 172H102V171H101ZM192 172H193V171H192ZM213 172H214V171H213ZM79 173H80V172H79ZM109 173H110V172H109ZM133 173H135V172H133ZM133 173H132V174H133ZM181 173H183V171H182ZM198 174H199V173H198ZM201 174H202V173H201ZM206 174H207V173H206ZM212 174H213V173H212ZM105 175H106V174H105ZM135 175H136V174H135ZM81 176H82V175H81ZM83 176H84V175H83ZM115 176H116V175H115ZM126 176H127V175H126ZM126 176H125V177H126ZM179 176H181V175H179ZM182 176H183V175H182ZM84 177H85V176H84ZM121 177L123 178V175H121ZM184 177H185V176H184ZM184 177H183V178H184ZM92 178H93V177H92ZM92 178H91V179H92ZM95 178H96V177H95ZM104 178H105V177H104ZM127 178H128V176H127ZM101 179H103V177H102ZM124 179H125V178H124ZM124 179H123V180H124ZM29 180H30V179H29ZM128 180H132V179L129 178ZM8 181H9V180H8ZM88 181H89V183H91V182H90L91 180L88 179ZM92 181H93V180H92ZM125 181H126V180H125ZM32 182L34 183L35 180H33ZM32 182H31V183H32ZM111 182H112V181H111ZM132 182H133V181H132ZM109 183H110V182H109ZM115 183H116V182H115ZM34 184H35V183H34ZM112 184H113V183H112ZM144 184H145V183H144ZM261 184H262V183H261ZM31 185H32V184H31ZM35 185H36V184H35ZM128 185H129V182H128ZM131 185H132V184H131ZM145 186H147V185H145ZM36 187H37V186H36ZM113 187H114V186H113ZM85 188H87V187H85ZM31 189H32V188H31ZM115 189H116V188H115ZM115 189H114V190H115ZM168 189H169V188H168ZM5 190H6V189H5ZM9 190H10V189H9ZM9 190H8V191H9ZM38 190H39V189H38ZM170 190H171V189H170ZM170 190H169V191H170ZM51 191H52V190H51ZM112 191H113V190H112ZM180 191H181V190H180ZM31 192H32V191H31ZM46 192H47V191H46ZM16 193H17V192H16ZM16 193H14L13 195H16ZM28 193H29V192H28ZM32 193H34V192H32ZM129 193H130V192H129ZM31 195H32V194H31ZM17 196H18V195H17ZM87 197H88V196H87ZM14 198H15V197H14ZM42 198H43V197H42ZM85 199H86V198H85ZM16 200H17V198H16ZM259 200H260V199H259ZM252 201H253V200H252ZM88 202H89V201H88ZM88 202H87V203H88ZM263 202H264V201H263ZM83 203H84V202H83ZM259 204H260V203H259ZM252 205H253V204H252ZM17 206H18V205H17ZM88 206H89V205H88ZM263 206H264V205H263ZM257 207L259 208V206H257ZM30 209H32V208H30ZM33 210H34V209H33ZM263 211H264V210H263ZM21 212H22V211H21ZM21 212H19V214H20ZM25 213H26V212H25ZM253 213H254V212H253ZM255 213H256V212H255ZM28 214H29V213H28ZM22 215H23V214H22ZM24 215H27V214H24ZM256 215H258V214H256ZM19 216H20V215H19ZM103 216H104V215H103ZM25 217H27V216H25ZM29 217H30V216H29ZM30 218H32V217H30ZM105 218H107V217H105ZM19 219H20V220H19V224H18L19 228L17 227V229H18V230H17V233H18V231L21 230V231H20V235H21V232H23L22 239H24V241H21L22 239H21V237H20L21 240L17 238V241L14 240V241H16V242H12V243H14V244L16 243L15 246L18 248V249H16L15 251L19 250V251H20V254H23V255H25V254L28 253V254H29L28 257L30 258V261L32 262V264H35V263L37 264V263H38L37 261L41 262L40 260H42L43 258H46L48 255H49V256L52 255L51 251H52V249L54 248V247H53V246H54V245H53V241H54L56 238L53 240L51 237H54L55 234H54V236H53V233L50 234V233H51L50 230H49V231H46V230H45V231H43V232L34 231V230L31 228L32 224H31V225L28 224V223H29V221H28L29 218H28V220H27V218H22V216H21V218H19ZM23 219H24V220H23ZM25 219H26V220H25ZM30 220H31V219H30ZM109 220H110V219H109ZM24 221H26V222H24ZM27 221H28V223H27ZM16 223H18V222H16ZM210 227H211V225H210ZM209 229H210V228H209ZM60 233H61V232H60ZM77 233H79V232H77ZM83 233H84V232H83ZM108 233H109V232H108ZM110 233H111V232H110ZM118 233H119V232H118ZM12 236H14V238H16L14 234H12ZM12 236H11V237H12ZM76 236H77V235H76ZM82 236H83V234H82ZM113 236H114V235H113ZM115 236H116V235H115ZM119 236H120V234H119ZM121 236H122V235H121ZM58 237H59V236H58ZM66 237H67V236H66ZM9 238H10V237H9ZM9 238H8V239H9ZM70 238H71V237H68L67 240H66V242L64 241L65 243H63L62 245L68 244L70 241H71V243L74 242V241H73V236H72V239H70ZM263 238H264V237H263ZM8 239H6V241H7ZM64 239H65V238H64ZM68 239H69V240H68ZM75 239H76V237H75ZM79 239L82 240L81 237H79V238L77 239V241H78V245H79L80 242H81ZM132 239H133V238H132ZM134 240H135V239H134ZM10 241H12V240L10 239ZM90 241H92V240H90ZM7 242H8V241H7ZM7 242H6V244H4L5 247L8 246L7 244L11 245V247L14 245V244L12 245V243H9V242L7 243ZM54 242H55V241H54ZM133 242H134V241H133ZM61 243H62V242H61ZM71 243H70V245H71ZM130 243H131V242H130ZM41 244H42L44 247H43ZM132 244H134V243H132ZM6 245H7V246H6ZM40 245H41V246H40ZM72 245H73V244H72ZM72 245H71V246L67 245L66 247L69 246L68 248H65V247L61 248V249H64V248H65V249H64L63 251L60 250V252H62V253H61L60 257L57 256V258L62 259L64 264H92L88 259H86V257H83V259H81V258H82V257H81V258H80L81 260H76L77 256H76V258H75L74 256L71 255V251H72V250H75V249H71ZM108 245H109V244H108ZM135 245H136V243H135ZM15 246H13L12 249H13ZM105 246H106V245H105ZM146 246H147V245H146ZM2 247H3V246H2V244H1V245H0V248L2 249ZM11 247H10V248H11ZM16 247H15V248H16ZM37 247H38V248H37ZM52 247H53V248H52ZM55 247H57V246L55 245ZM79 247H80V246H79ZM106 247H107V246H106ZM123 247H124V246H123ZM135 247H136V246H135ZM10 248H9V249H10ZM15 248H14V249H15ZM118 248H119V247H118ZM125 248H126V247H125ZM257 248H258V247H257ZM260 248L262 249V246H261ZM7 249H8V247H7ZM133 249H135V248H133ZM144 249H145V248H144ZM10 250H11V249H10ZM78 250H79V248H78ZM78 250H77V251H78ZM84 250H85V249H84ZM84 250L82 251V253H85ZM123 250H124V248H123ZM125 250H126V249H125ZM131 250H132V249H131ZM135 250H137V249H135ZM206 250H207V249H206ZM258 250H259V249H258ZM0 251H1V250H0ZM88 251L90 252V250H88ZM139 251H140V250H139ZM154 251H155V250H154ZM213 251H214V250H213ZM213 251H211L210 253L212 254ZM79 252H80V251H79ZM89 252H88V253H89ZM117 252H119V251H117ZM121 252H122V251H121ZM155 252H156V251H155ZM155 252L151 253V255L154 254ZM214 252H215V251H214ZM254 252H255V251H254ZM63 253H64V254H63ZM143 253H144V252H143ZM145 253H146V252H145ZM4 254H5V253H4ZM58 254H59V252H58ZM85 254H86V253H85ZM155 254H157V252H156ZM155 254H154V255H155ZM204 254H205V253H204ZM2 255H3V254H2ZM6 255H7V254H6ZM8 255H9V254H8ZM86 255H87V254H86ZM145 255H146V254H145ZM154 255H153V256H154ZM207 255H208V254H207ZM212 255H213V254H212ZM0 256H1V254H0ZM52 256H53V255H52ZM81 256H82V255H81ZM84 256H85V255H84ZM148 256H149V255H148ZM209 256H210V255H209ZM28 257H27V259H29ZM55 257H56V256H55ZM79 257H80V256H79ZM149 257H150V256H149ZM204 257H205V256H204ZM48 258H49V257H48ZM134 258H135V257H134ZM134 258H133V259H134ZM153 258H154V257H153ZM215 258H216V256H215ZM46 259H47V258H46ZM49 259H50V258H49ZM51 259H54V257H52ZM209 259H210V258H209ZM257 259H258V258H257ZM43 260H44V259H43ZM139 260L141 261V258H140ZM150 260H151V258H150ZM206 260H207V259H206ZM212 260H213V259H212ZM259 260H260V261H264L262 258L259 259ZM259 260H258V261H259ZM26 261H27V260H26ZM52 261H53V260H51L50 262L52 263ZM55 261L58 262V260H54L53 263H56ZM143 261H144V260H143ZM143 261H141V262L143 263ZM151 261H152V260H151ZM154 261H155V259H153L152 262H154ZM207 261H208V260H207ZM216 261H217V260H216ZM256 261H257V260H256ZM138 262H139V261H138ZM141 262H140L139 264H141ZM152 262H149V261H148L147 263H150V264H151ZM28 263H29V262H28ZM59 263L62 264V261L59 262ZM157 263H158V262H157ZM157 263H152V264H157ZM218 263H219V262H218ZM254 263H255V261H254ZM30 264H31V263H30ZM49 264H50V263H49ZM132 264H133V263H132ZM143 264H146V263H143ZM205 264H206V262H205ZM212 264H213V263H212ZM248 264H249V263H248ZM250 264H251V262H250ZM259 264H260V262H259ZM261 264H264V263L261 262Z\"/></svg>",
  "mask_w": 264,
  "mask_h": 264
}]
</instances>
